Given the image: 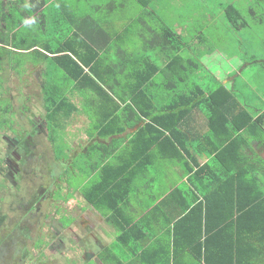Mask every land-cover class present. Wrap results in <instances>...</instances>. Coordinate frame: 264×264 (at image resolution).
Returning a JSON list of instances; mask_svg holds the SVG:
<instances>
[{"label":"trees","instance_id":"obj_1","mask_svg":"<svg viewBox=\"0 0 264 264\" xmlns=\"http://www.w3.org/2000/svg\"><path fill=\"white\" fill-rule=\"evenodd\" d=\"M126 1L107 2L102 8L108 14L114 11L110 8L113 5L127 9L128 23L122 36L140 39L146 51L139 55L138 52L126 51L122 62H115L114 56L110 55L115 42L111 34L114 31L112 23L95 19L93 14L84 10L82 2H14L6 8L5 13V4L0 2V73L4 66L18 76L26 72L28 64L40 68V92L44 109L42 123L51 143L63 135L62 124L69 120L73 122L74 115L88 105V96H102L107 100L105 105H114L115 109L108 110L109 113L121 109L124 113L132 112L135 120L142 122L143 117L148 118L149 123H145L138 132L144 134L145 130L152 129L155 135L150 145H155L157 141L166 144L168 153L163 158L172 163L183 162L187 174L185 185L173 187L162 199L163 203L172 201L169 204L172 207L171 214L165 222L169 227L167 233L171 238V251L167 260L154 264H214L209 259V237L223 224L232 226L233 246L229 248L228 256L219 259L217 264H236L237 248L241 245L242 237L247 239L248 236L249 244L253 245L260 233L264 232V178L258 174L259 171L264 172V162L261 159L248 160L247 157L251 144L264 142V109L256 116L248 114L247 106L220 82L215 81L213 87L200 83L204 69L201 61L203 54L184 58L181 53L185 44L181 35L149 8V0H131L135 3ZM132 11L135 15H132ZM226 15L229 20H233L239 14L237 11H227ZM1 25L5 27V32ZM116 35L120 36L119 33ZM198 40L201 43L205 41L201 37ZM151 51H157L165 59L164 67L155 61ZM156 75L160 76L162 83L155 81ZM197 75L198 83L195 81ZM164 93L184 96L185 99L181 103L173 102L159 108L157 105L162 104L155 96ZM148 105L151 112L157 115L183 114L194 109L206 115L207 130H214L215 133L211 132L214 137L206 135L194 143L197 149L195 153L205 155L209 162L198 165L187 149L193 139H188L187 145L179 141L177 132L172 130L173 125H166L145 112V106ZM11 112L9 98L3 96L0 90V123L5 120L2 115ZM14 116L15 113L10 117L13 124ZM216 118L221 120L217 122ZM118 120V126H130L129 116H111L109 120L103 121L101 135L120 133L122 129L110 128ZM222 120L223 134L219 136L216 129ZM5 126L0 124L1 130H5ZM138 138L137 134L129 144L132 146ZM209 139L211 148L202 147ZM149 146H145L146 153L150 151ZM128 156L131 160V151ZM138 157L133 156L134 159ZM80 173L81 176L85 175L86 170L82 169ZM113 177L112 181L118 182V178ZM96 180L93 178L86 186H82L80 195L99 213L105 211L109 214L102 215L119 233L117 243L122 245L135 228L143 232L148 215H143L137 221L130 218L124 224L120 223L115 217L120 215L121 206L110 203L112 200L108 197L112 198L111 192L106 196L104 187L101 188L103 179L102 182ZM149 207L159 206H153L151 202L143 208ZM25 208L28 209V206L25 205ZM4 218L5 215L0 212V226ZM143 233L144 239L148 232ZM217 235L220 239L219 232ZM146 253L143 249L142 258ZM185 256L190 258L189 262H184ZM141 264L153 263L143 259Z\"/></svg>","mask_w":264,"mask_h":264},{"label":"rangeland","instance_id":"obj_2","mask_svg":"<svg viewBox=\"0 0 264 264\" xmlns=\"http://www.w3.org/2000/svg\"><path fill=\"white\" fill-rule=\"evenodd\" d=\"M148 6L181 35L184 58L203 54L200 83L213 87L217 81L227 90L235 89L234 94L252 115L264 109V0H149ZM227 11L239 15L229 20ZM198 37L205 39L204 43ZM135 43L139 45L138 40ZM22 58L24 61L25 56ZM155 58L162 63L160 55ZM41 77L40 68L30 64L21 76L7 66L0 73V90L12 108L0 123L7 124L5 130L0 128V212L5 215L0 226V264H70L82 250L79 247L78 252L73 243L74 235H82L81 214L76 204L65 205L72 191L65 184L64 192L59 188L74 177L65 172L58 179L47 167L53 164L51 149L60 159L69 149L62 132L51 148L42 123ZM195 81L198 83V75ZM13 113L15 124L10 120ZM70 121L62 124L61 130L65 134L69 127L73 136ZM75 174L71 188L86 186V174L81 180L79 172ZM258 174L264 178L263 171ZM52 179L60 183L52 187Z\"/></svg>","mask_w":264,"mask_h":264},{"label":"crops","instance_id":"obj_3","mask_svg":"<svg viewBox=\"0 0 264 264\" xmlns=\"http://www.w3.org/2000/svg\"><path fill=\"white\" fill-rule=\"evenodd\" d=\"M0 2H4L5 4L3 13L7 12L6 8L12 6L14 2H82L84 10H87L89 14H93L95 19L99 18L102 23H112L111 26L114 28V31L111 34L115 42H113L114 45L110 49V55L114 56L113 60L115 62H122L123 57L126 56V51L138 52V55L143 51L146 53L139 39L133 36L132 38L122 36L124 27L128 23L126 19L128 15L126 12L127 9H124L122 6L116 8L113 5L110 6V8L114 11H110L109 14L107 11L104 12L102 10V8H105L107 2H123V0H0ZM138 11L139 10H137V12ZM1 27L3 28L2 31L5 32V27L3 25H1ZM117 33H119L120 36L116 35ZM136 40L139 41V45H136ZM100 45H102V41ZM151 54H153L154 57L160 55L157 51H151ZM154 57L152 56L153 59ZM161 59V64L158 63L157 59L155 61L160 66L164 67L165 59L163 57ZM159 77V75H156L154 77L155 81L160 82ZM228 91H231V93L235 95V89L231 88L228 89ZM75 96L77 97V95ZM87 98L89 99L87 102L88 105H85L83 107L84 109L78 111L77 114L74 115L73 122H71L73 136L70 134L69 127L67 128V132L63 134V142L69 149L66 154L64 153V155L61 156V159H64V161L53 155L54 150L51 149L53 164L47 167L50 168L52 176L59 179L60 174L67 172L68 175L70 174L71 177H74L73 181L77 177L75 171L77 175L79 172V180H81L82 176L80 171L84 169L86 170L85 177L88 179H86V185L89 180H92L90 178H97L96 181L98 182H102V178L103 184L101 188L104 187L103 189L106 191V196H109V191L111 192L112 198L108 197L112 200L110 203L113 204V206L117 204L119 207L121 206L120 210L122 211L115 219L124 224V221L130 218L137 221L143 215H148L149 218L144 224V228H142L143 232H148V235L145 233L144 240V233L138 228H135L129 233L128 237L126 236V241H123L124 243L120 245L117 243V239L120 236L119 233L106 222L105 217L102 215L104 213L107 214V212L104 211V213L101 214L88 205L80 195L81 188H75L74 186L71 188L73 181L68 182V184L61 183L59 185L60 191H63L62 184L66 185L68 191H72V195L66 199L65 205L68 206L70 203L76 204L78 206L77 211L81 214V220L84 223L82 235L79 237L76 235L73 236L75 248L78 246V252L80 250L79 247H81L82 250L79 253L78 259L72 257L71 260L73 262L70 261L69 263L141 264L143 259L153 264L164 262L168 258L169 251H171V238L167 233L169 227H167L165 222L166 218L171 214L172 207L169 204L172 201L169 200L163 203L162 199L171 192L173 187H182L185 185L187 174L183 168L184 164L183 162L172 163L163 158L164 155L166 156L168 153L166 144L157 141L155 145H150L153 140L152 137L155 135L152 129L145 130L144 134L138 132L145 123H149L148 118L143 117V121L141 122L135 120L132 112L126 111L124 113L121 109L116 113H109L108 110L115 108L114 105H105L106 99L104 97L88 96ZM155 98L162 104L160 106L157 105L159 108H163L166 104L173 102L181 103L185 99L184 96H173L165 93L155 96ZM74 99L75 102H77L76 98ZM84 104L86 103L84 102ZM120 107L123 108V105L120 104ZM144 110L147 114L157 117L162 123L165 122L166 125H173L174 127L172 130L175 129L177 132L176 137L182 143L187 145L188 139H193V143L187 145V149L190 152L189 154H191L193 158L195 157L198 165L202 166L206 162H209V159L205 155L199 152L195 153L197 149L195 150L194 143V141H199L206 135L214 137L211 132L213 131V133H215V131L207 130L208 124L206 115L195 109L183 114L165 113L163 115H157V113L151 112V107H149V105L145 106ZM247 113L249 114L250 112L248 111ZM123 114L126 118L127 116L130 117V126H118L120 124L118 120L110 128L114 130L122 129V131L114 135L102 136L101 126L103 125V121L106 119L109 120L111 116H113V118H117L118 115L122 117ZM132 120L135 122H132ZM219 120L221 119L216 118L217 122H219ZM87 125L90 126L91 129L86 127ZM223 125L224 122L222 120L221 124L216 129L219 136L223 134ZM34 133L38 132L35 131ZM137 134L139 138L137 141L133 142L131 146V141L134 140L133 138ZM210 140L211 139L205 141L202 147L211 148ZM214 140L216 139L214 138ZM147 144L148 146L150 145L149 153H146L147 151L145 149ZM53 145L54 143H51V148ZM246 150H248V148ZM130 151L131 160L128 156ZM135 155L139 156L138 159L133 158ZM247 157L248 160L261 159L264 162V142L251 144L250 149L247 151ZM111 176H114L113 178H118V182L116 181L114 183ZM173 177H176L178 181H175ZM53 183L59 184L60 182L55 179L50 180V186L53 187ZM83 186H85V184H83ZM151 202H153V206L158 204L159 207L143 208ZM59 206L60 204H56V207ZM69 213L75 218V211ZM75 219L74 222L76 224L77 218ZM209 225L211 226L212 223H209ZM231 227L232 226L228 224H223L209 237V259L214 264H217L219 259L228 256L229 248L231 245L233 246V230ZM217 232H219L220 239L217 237ZM244 238L245 236L242 237L240 242L241 245L237 248L236 264H264V232L260 233L258 241L253 245L249 244L248 236L247 239ZM141 242H143V245ZM143 249L147 252L144 258L141 256ZM230 253L232 254V252ZM183 260L184 262H189L190 258L185 256ZM196 264L205 263L198 262Z\"/></svg>","mask_w":264,"mask_h":264}]
</instances>
